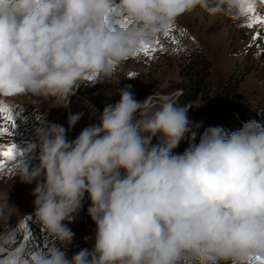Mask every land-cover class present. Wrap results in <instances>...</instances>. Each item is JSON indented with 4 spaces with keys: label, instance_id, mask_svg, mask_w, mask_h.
<instances>
[{
    "label": "clouds",
    "instance_id": "9594fccd",
    "mask_svg": "<svg viewBox=\"0 0 264 264\" xmlns=\"http://www.w3.org/2000/svg\"><path fill=\"white\" fill-rule=\"evenodd\" d=\"M256 0H0V97H68L80 84L111 82L115 69L199 8L246 18ZM117 8L124 20L110 23ZM130 85L99 125L66 139L37 129L38 164L12 161L31 184L34 216L61 247L4 264H251L264 259V126L207 127L167 95L137 101ZM60 106V105H59ZM81 114L69 113L68 130ZM156 143L153 144V138ZM187 138L188 148L173 154ZM87 194L94 245L71 257V222Z\"/></svg>",
    "mask_w": 264,
    "mask_h": 264
},
{
    "label": "rangeland",
    "instance_id": "374dc122",
    "mask_svg": "<svg viewBox=\"0 0 264 264\" xmlns=\"http://www.w3.org/2000/svg\"><path fill=\"white\" fill-rule=\"evenodd\" d=\"M113 11L119 10L114 7ZM255 14L264 18V0H256ZM249 19L250 15L240 21L223 15L210 17L199 8L185 13L167 30L175 32L181 44L165 51L157 50L148 56L143 53L132 56L115 69L111 82L94 80L80 84L68 97L67 106L61 105L65 101L60 98L44 100L32 95L0 97V102L10 108L12 117L21 121L17 131L8 130L7 134H0V150L15 145L16 153L21 152L15 155L16 159L38 164L39 151L34 150V145H28L30 153L21 148V142L23 145L29 143L24 136L25 131L38 122L46 121L68 127L69 113H80V119L71 128L78 135L86 126L99 125L104 107L117 102L119 91L126 85L131 86L130 91L137 101L163 94L178 104L191 106L188 109L189 120L202 122L193 143H198L199 134L207 127L220 126L229 131L236 123L243 122L240 118L242 113H264V23L247 27ZM187 48H196L203 56L196 61L198 66L192 63L189 70L184 71L181 54ZM197 73L201 82L200 92L192 97L190 76ZM152 143H156L155 137ZM188 146L185 138L173 152H183ZM13 160L8 162L7 158L0 157V163L4 164L0 170V264H4L5 253L14 246L13 233L21 228L23 217L34 211L32 190L35 181L27 184L18 177L12 180ZM94 237L95 229L88 235L78 233L66 246L68 256L81 249L91 250ZM47 241V249L61 247L58 241Z\"/></svg>",
    "mask_w": 264,
    "mask_h": 264
},
{
    "label": "trees",
    "instance_id": "16d2710c",
    "mask_svg": "<svg viewBox=\"0 0 264 264\" xmlns=\"http://www.w3.org/2000/svg\"><path fill=\"white\" fill-rule=\"evenodd\" d=\"M123 20H124V14L122 12L112 11L110 15V23H112L113 25H116L118 22H121ZM157 40L160 41V43L162 44L165 50H168L169 48H171V46H174V45L178 46L179 44H181V39H179V37L177 36L175 32L169 33L165 31L160 37H158L150 45H156ZM157 50H159V46H157ZM181 56L184 57L183 69L184 71L186 70L188 71L191 64L194 63L196 65V61L200 60L203 54H201V51H199L196 48H187L182 52ZM187 64L189 66L186 68ZM190 78H191V83L193 87V92L191 96L194 97L197 94L199 95V92H200L199 88H200L201 82L199 80V73L190 76ZM16 96L19 97V95H16ZM183 97H185V95ZM32 118H35V116H32ZM240 118L242 119L243 122L236 123V125H234V127L231 130L229 131L226 130V131L231 132V131L239 130L245 122L250 121V120H255L258 123H260L262 126H264V113L262 112L253 111L250 114L244 112L240 115ZM0 120L2 123L0 124V126H5L8 130H11L12 132L20 129V126H21L20 120H16L12 117V120L8 121L3 116H0ZM50 123L52 122H49V121L38 122L33 128L29 129L28 131H25L24 136H26V138L29 139V143L23 145V142H21V145H22L21 148L24 147L25 152L29 151L30 153V147L28 145L30 146L34 145L35 146L34 150L39 151L37 129L44 127ZM65 129H66V139L72 140L76 138L77 135L73 129H71L70 131L68 130V127H65ZM183 152H179V153L173 152V154H182ZM16 154H21V152L20 153L17 152ZM7 159H8V162L11 160L9 158ZM89 204H90V201L88 200L87 194H85V198H84L81 210L73 216V219L71 222L67 220L64 221V223L72 231L73 237H75L78 233H83L86 235L92 234L94 232V229L96 228L95 223L91 220L90 216L87 214V208ZM21 225H22L21 228L18 231L13 233L14 239H15L14 241L16 245L18 246V247L16 246L17 252L14 254L16 258H20L21 255L31 247L32 242L36 243L39 247L45 243L46 245H48L47 240L57 242L49 235V233L44 228L42 223L36 219V217L34 216V211L31 213L27 212L25 214Z\"/></svg>",
    "mask_w": 264,
    "mask_h": 264
},
{
    "label": "snow or ice",
    "instance_id": "6c2138e0",
    "mask_svg": "<svg viewBox=\"0 0 264 264\" xmlns=\"http://www.w3.org/2000/svg\"><path fill=\"white\" fill-rule=\"evenodd\" d=\"M246 12H247V16L250 15V19L248 20L245 26L252 27L253 24L255 23H264V18L255 14V5H249L248 8L246 9ZM171 28H172V25H169L166 31ZM255 38L257 37H254V39ZM157 46H159L160 51L165 50L162 44L160 43V41L157 40L156 45L149 44V45L142 46L136 53L133 54V56H136L140 53H143L145 56H148L149 54L157 51ZM130 75H133V74H130ZM0 116H3L8 121L12 120L11 110L3 102H0ZM7 133H8L7 128L0 127V134H7ZM15 155H16L15 145L9 146L6 150H0V157H3V158L13 159L15 158ZM3 168H4V164L0 163V170H2ZM251 264H264V259L257 257L255 258L254 261L251 262Z\"/></svg>",
    "mask_w": 264,
    "mask_h": 264
}]
</instances>
